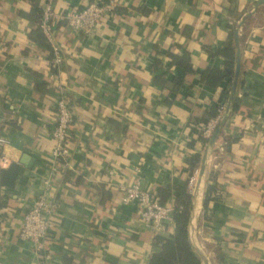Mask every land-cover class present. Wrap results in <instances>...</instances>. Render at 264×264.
<instances>
[{"label": "crops", "instance_id": "obj_1", "mask_svg": "<svg viewBox=\"0 0 264 264\" xmlns=\"http://www.w3.org/2000/svg\"><path fill=\"white\" fill-rule=\"evenodd\" d=\"M89 1L34 5L42 17L50 2L61 16ZM110 1L113 14L89 36L57 20L48 41L28 0H0V139L9 160L0 162V174L12 164L20 169L10 185L0 177V264H149L175 224L156 234L136 203L122 205L120 188L136 183L162 204H173L165 191L186 187L189 242L201 264H264L262 0ZM241 20L238 110L208 148L197 121L227 86H206L201 76L223 69L217 52ZM53 47L62 56L55 70ZM179 59L189 71L175 64ZM60 90L72 105L70 154L52 177V229L36 252L19 238V227L53 164ZM213 183L220 194L205 214Z\"/></svg>", "mask_w": 264, "mask_h": 264}, {"label": "built area", "instance_id": "obj_2", "mask_svg": "<svg viewBox=\"0 0 264 264\" xmlns=\"http://www.w3.org/2000/svg\"><path fill=\"white\" fill-rule=\"evenodd\" d=\"M115 4L110 0H90L82 8L67 10L61 16H57L50 2L42 7V17L40 29L47 38L51 37V23L57 20L63 21L75 32L89 36L95 29L98 22L113 14ZM49 41V40H48ZM52 58L49 60V66L52 70L58 69L62 64V56L58 48L53 47ZM226 105L218 108L216 118L209 120L202 126L201 137L207 141V146L214 129L225 112ZM73 122L72 105L65 95V90H60L55 101V120L51 128L50 135L55 143L51 153L53 164L49 168L48 176L42 181L41 191L24 212L20 227L19 238L29 242L36 252L43 248L44 240L52 229V214L49 205V197L52 193V177L58 174L61 164L66 166V160L70 151L68 148L70 126ZM6 142L0 139V162L2 165L8 163V158L4 153ZM61 163V164H60ZM197 171L188 179V187L192 188L196 182ZM122 193V205L136 203L139 208V214L142 223L156 234H162L167 228L174 225L172 214L173 204H162L155 199L149 192L144 190L139 184L123 186L120 188ZM45 255V259H49Z\"/></svg>", "mask_w": 264, "mask_h": 264}, {"label": "trees", "instance_id": "obj_3", "mask_svg": "<svg viewBox=\"0 0 264 264\" xmlns=\"http://www.w3.org/2000/svg\"><path fill=\"white\" fill-rule=\"evenodd\" d=\"M33 5V16L34 20L40 24L41 13L35 7V0H28ZM39 32V31H38ZM37 34V41L44 44V39L42 36ZM217 54L225 59L224 67L221 70H207L201 76V81L206 86L217 87L223 82L226 83V88L221 91L218 101L213 104L205 116L197 123L205 125L209 120L216 118L218 115V108L224 106L228 103L231 86L234 77V65H235V44H234V31L231 30L229 34V40L227 43L218 50ZM179 62L175 61L177 66H181L186 71H189V67L183 59H179ZM182 61V62H181ZM243 84V80L239 79L238 87L240 88ZM238 98L234 99L232 104L231 113H236L238 110ZM199 141L202 144H206L207 141L199 135ZM197 158L188 162L189 166L193 168L197 163ZM19 166L12 164L8 170L2 171L0 174L1 184L10 185L19 173ZM166 194H171L173 198L174 211L172 214V219L175 224V232L171 239L165 240L162 243L159 252L152 255L149 264H201L200 257L193 250L189 242L188 225L190 221L191 213V196L188 194L185 186L171 188V191H165ZM220 190L217 188L216 184H212L207 188L204 200H203V210L206 214L208 212V204L212 200L218 198ZM159 201V200H158ZM162 203V201H159ZM157 242H161L160 238H157Z\"/></svg>", "mask_w": 264, "mask_h": 264}, {"label": "water", "instance_id": "obj_4", "mask_svg": "<svg viewBox=\"0 0 264 264\" xmlns=\"http://www.w3.org/2000/svg\"><path fill=\"white\" fill-rule=\"evenodd\" d=\"M264 4V0L260 1L258 3V5ZM255 11V8L253 9L252 12ZM243 24V20H241L234 32V42H235V65H234V77H233V82H232V86H231V92H230V97H229V101L226 104V108H225V112L223 114V116L221 117L220 121L218 122L216 128L214 129L212 136L207 144L208 148H211L217 138V136L219 135L222 127L224 126V124L226 123L227 119L229 118L231 111H232V104L234 102V99L236 97V91H237V86H238V79H239V75H240V47H239V29L241 28ZM25 156L22 157L21 159V163L26 164L25 163ZM204 171V166L201 169V173L200 175L202 176Z\"/></svg>", "mask_w": 264, "mask_h": 264}]
</instances>
